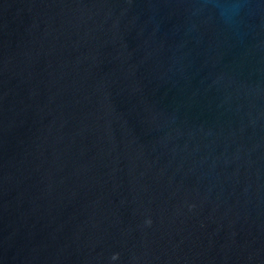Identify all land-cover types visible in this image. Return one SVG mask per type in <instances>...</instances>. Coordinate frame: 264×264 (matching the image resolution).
I'll return each mask as SVG.
<instances>
[{"label": "water", "instance_id": "95a60500", "mask_svg": "<svg viewBox=\"0 0 264 264\" xmlns=\"http://www.w3.org/2000/svg\"><path fill=\"white\" fill-rule=\"evenodd\" d=\"M0 264H264V0H0Z\"/></svg>", "mask_w": 264, "mask_h": 264}]
</instances>
